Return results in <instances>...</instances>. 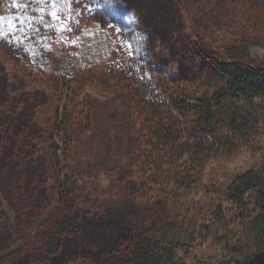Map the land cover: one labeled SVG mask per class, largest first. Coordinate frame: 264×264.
Here are the masks:
<instances>
[{
  "label": "rangeland",
  "instance_id": "1",
  "mask_svg": "<svg viewBox=\"0 0 264 264\" xmlns=\"http://www.w3.org/2000/svg\"><path fill=\"white\" fill-rule=\"evenodd\" d=\"M113 3L0 0V264H55L39 249L68 208L64 182L88 221L143 223L162 208L177 264L213 262L249 240L257 192L244 207L227 188L264 162L263 99L226 98L210 126L172 106L223 87L203 77L211 56L243 44L264 62V0H139L129 11L151 16L134 32L105 14L121 10ZM15 131L32 149L24 156ZM58 264L94 262L80 252Z\"/></svg>",
  "mask_w": 264,
  "mask_h": 264
},
{
  "label": "trees",
  "instance_id": "2",
  "mask_svg": "<svg viewBox=\"0 0 264 264\" xmlns=\"http://www.w3.org/2000/svg\"><path fill=\"white\" fill-rule=\"evenodd\" d=\"M112 1L121 5V10L112 8L105 14L110 18L118 19L130 32L142 30L148 21L146 17L151 16L148 13L138 17L139 14L136 11H129V7L139 0ZM150 35L144 36L146 42H141L139 38L134 41L139 46L145 45L147 39L149 41L152 39ZM211 61L212 64L204 70L203 77L210 81L223 80V87L211 99L175 98L172 106L174 111L194 113L195 121L199 125L210 126L219 118L216 108L222 105L226 98L245 97L264 101V62L250 59L245 45L232 46L226 55L211 56ZM18 118L22 120L16 128L21 130V124H27V122L21 116ZM5 121L0 117V125ZM14 133L16 138L22 139L21 147L17 150L19 156H24L26 151H32L28 142L24 140L25 136L18 131ZM54 159L58 173L65 172L64 151L61 148L55 147ZM74 176L73 171H67L68 180L73 179ZM29 178L30 175L26 174L24 180ZM61 187V201L68 208L60 213L61 218L53 222L43 234L39 249L53 263H61L80 252L83 256H88L94 264L178 263L179 244L170 245L168 241L160 237V231L170 232L158 216L161 215L162 208L156 209L158 213L154 216L155 218L143 223L141 220L134 221L131 218L127 220L124 216L117 220L112 217L113 215L106 214H97L92 221H88L85 215L74 212L70 185L64 182L60 183ZM255 191L257 192L255 199L257 213L253 212L251 235L247 243L240 246L227 244L224 258L215 259L213 262H202V264H264V162L259 169H250L237 175L227 188L229 198L244 207L247 193ZM26 261L15 264H27Z\"/></svg>",
  "mask_w": 264,
  "mask_h": 264
},
{
  "label": "snow or ice",
  "instance_id": "3",
  "mask_svg": "<svg viewBox=\"0 0 264 264\" xmlns=\"http://www.w3.org/2000/svg\"><path fill=\"white\" fill-rule=\"evenodd\" d=\"M53 15H55V13H53ZM58 18V17H57Z\"/></svg>",
  "mask_w": 264,
  "mask_h": 264
}]
</instances>
